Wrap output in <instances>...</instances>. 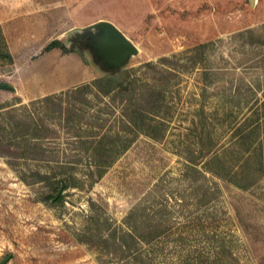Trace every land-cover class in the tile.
I'll use <instances>...</instances> for the list:
<instances>
[{
	"label": "rangeland",
	"instance_id": "1",
	"mask_svg": "<svg viewBox=\"0 0 264 264\" xmlns=\"http://www.w3.org/2000/svg\"><path fill=\"white\" fill-rule=\"evenodd\" d=\"M60 2L73 19L45 40L0 31V261L264 264V0ZM102 20L138 48L119 68L90 45ZM54 39L71 52H45ZM115 74L110 96L68 94ZM235 172L246 187L215 174ZM130 232L160 235L105 248Z\"/></svg>",
	"mask_w": 264,
	"mask_h": 264
},
{
	"label": "trees",
	"instance_id": "2",
	"mask_svg": "<svg viewBox=\"0 0 264 264\" xmlns=\"http://www.w3.org/2000/svg\"><path fill=\"white\" fill-rule=\"evenodd\" d=\"M54 49H60L62 50L64 53H69L71 52V49L67 48V46L60 40H53L51 41L46 47H45V52H51L52 50ZM117 74L115 75H111V76H108V77H103V78H98V79H95L93 81H91L90 83L86 84V85H83V86H78V87H75L74 89H70L68 91V94L69 93H78V92H82V91H85L86 89L87 90H90L91 89H98V93L97 95H103V96H110V94H113V93H116L117 91H121V88L123 87L124 83H119L117 84V86L114 85L115 81L117 80ZM92 91V90H91ZM67 93V92H66ZM66 93H61L60 95H50V96H47V97H43V99H39V100H42V102H49V101H52L54 99H62V97L64 95H66ZM61 110H62V107H61ZM13 113V111L11 110H7V111H1L0 112V117H3V116H7V115H11ZM130 123H134V119H132L130 117ZM21 125L24 127H27V125H30L28 123L26 124H23L21 123ZM25 135H24V132L21 133V134H18L17 137L18 138H23ZM45 136H40V135H31L29 138L26 139L23 138L24 142L25 143V147H28L29 148H33L32 145H38L37 143L39 142V140H42L44 139ZM104 138L101 139L99 142H98V145L96 146L97 149H98V153H99V150L104 148L105 146V143H104ZM36 148V147H35ZM0 155H3V151H1L0 149ZM31 158V157H29ZM219 178H222L224 180H227L228 182H231L233 184H236L242 188L246 187L244 185H241L239 183L238 180H236L235 178H238V173L235 172L234 173V179L233 181L231 180V177H229L228 175L225 177L223 175H219V173H215ZM36 177H38V179L40 181H46V180H49L51 179V177L49 175H41L40 173H38L36 175ZM69 179V178H68ZM67 177L65 178H62V179H59V185L61 184L63 187V191H65L66 189H68L70 186H73L72 183H69ZM52 197V196H51ZM54 198V201H53V204H57V203H61L63 202L64 200V195L61 194L58 198H56L55 196L53 197ZM97 234H100V232L97 231ZM160 235L159 234H156L155 232L153 233H148V235H135V234H132L131 232L130 233H127V234H124L120 237H117V236H111L109 239H104L103 242L106 244L104 245L105 248H111L113 247V245L120 249V251H130L132 249H135V246L136 244H145V243H151L152 240H154L156 237H158ZM92 237H93V234L91 233L89 239L86 238L85 236L84 237H81L79 240L81 241H86L87 243L89 242H92ZM91 239V240H90ZM109 242H111L109 244ZM93 243V242H92ZM102 243V245L104 244ZM136 260H137V264H140V260H139V257H136ZM143 264V263H142Z\"/></svg>",
	"mask_w": 264,
	"mask_h": 264
},
{
	"label": "crops",
	"instance_id": "3",
	"mask_svg": "<svg viewBox=\"0 0 264 264\" xmlns=\"http://www.w3.org/2000/svg\"><path fill=\"white\" fill-rule=\"evenodd\" d=\"M60 3H62L60 0H12L10 5L0 3V31L10 37V33L14 32V28L21 26L18 31L16 30L17 33L25 37L34 36L35 39L45 40L47 25H60L62 22L66 25L71 24L70 20L73 19L69 16L71 9L60 7ZM16 10L21 13L15 16L11 14ZM55 92H58V90L48 93L43 92L45 94H38L34 98L45 97Z\"/></svg>",
	"mask_w": 264,
	"mask_h": 264
},
{
	"label": "water",
	"instance_id": "4",
	"mask_svg": "<svg viewBox=\"0 0 264 264\" xmlns=\"http://www.w3.org/2000/svg\"><path fill=\"white\" fill-rule=\"evenodd\" d=\"M253 1V0H252ZM94 29L100 30V35L95 36L91 46L95 48L101 60L107 65L119 68L124 65L132 55L138 54V48L133 42L112 22L99 21L89 25L86 31ZM0 89H12L8 85H0ZM63 193L60 189L56 195L58 198ZM11 255L6 256L0 261V264H7Z\"/></svg>",
	"mask_w": 264,
	"mask_h": 264
},
{
	"label": "flooded vegetation",
	"instance_id": "5",
	"mask_svg": "<svg viewBox=\"0 0 264 264\" xmlns=\"http://www.w3.org/2000/svg\"><path fill=\"white\" fill-rule=\"evenodd\" d=\"M90 36L92 37V35L90 34ZM94 40V39H93Z\"/></svg>",
	"mask_w": 264,
	"mask_h": 264
}]
</instances>
